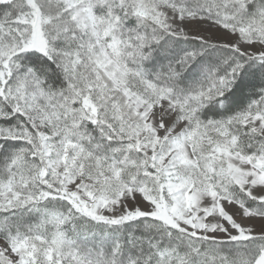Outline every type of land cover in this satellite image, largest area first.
Wrapping results in <instances>:
<instances>
[{"label": "snow or ice", "instance_id": "6c2138e0", "mask_svg": "<svg viewBox=\"0 0 264 264\" xmlns=\"http://www.w3.org/2000/svg\"><path fill=\"white\" fill-rule=\"evenodd\" d=\"M0 264H264V0H0Z\"/></svg>", "mask_w": 264, "mask_h": 264}]
</instances>
